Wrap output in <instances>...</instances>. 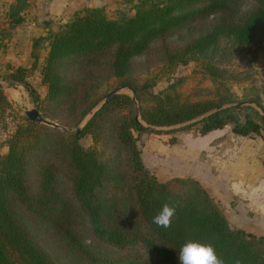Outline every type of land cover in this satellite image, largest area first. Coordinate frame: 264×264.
Segmentation results:
<instances>
[{"label": "trees", "instance_id": "trees-1", "mask_svg": "<svg viewBox=\"0 0 264 264\" xmlns=\"http://www.w3.org/2000/svg\"><path fill=\"white\" fill-rule=\"evenodd\" d=\"M127 2L115 15L104 6L82 8L58 30L35 39L31 66H0L1 77L24 84L40 112L59 117L69 129L24 115L7 139L8 149L0 153V264H57L38 231L56 234L65 253L85 264H180L179 251L188 241L211 244L223 264H264V235L231 226L198 178L160 179L145 163L135 133L188 121L173 129L198 126L206 134L232 123L235 133L264 134V85L246 86L239 96L227 82L236 75L221 52L224 38L239 46L254 41L264 23V0ZM28 4L11 1L6 13L11 27L24 21ZM210 16L209 27L183 47L163 42L153 62L160 72L195 60L201 74L179 77L155 92L153 78L135 72L134 58L150 53L157 39ZM42 49L47 50L40 66L45 90L33 82ZM76 63L74 77L66 69ZM120 86L130 87L138 103L120 92L99 105ZM11 108L0 82L1 122ZM241 109H247L243 118ZM87 134L94 145L83 144ZM165 202L176 207L167 229L152 222ZM91 240L122 252L101 254Z\"/></svg>", "mask_w": 264, "mask_h": 264}, {"label": "crops", "instance_id": "crops-1", "mask_svg": "<svg viewBox=\"0 0 264 264\" xmlns=\"http://www.w3.org/2000/svg\"><path fill=\"white\" fill-rule=\"evenodd\" d=\"M28 1L23 11L24 21L12 30L6 51H0V66L8 63L31 66L35 60L32 55L35 39L46 36L50 30H58L86 6H104L109 14L112 10L115 14L118 9L129 6L127 0ZM2 3L3 0H0V6ZM3 23L1 21V25ZM46 52V49H42L38 68L33 75L36 85L40 82V66ZM40 87L46 89L42 82ZM14 88L13 85L5 87L7 95ZM17 90L19 97L24 98V90ZM16 97L14 100L19 101ZM262 98L264 101V92ZM177 130L182 132L175 134L177 140L173 148L152 156L153 164L164 165L173 174L166 178H160L157 174L158 177L162 180L175 175L198 178L216 198L231 226L264 235V134L235 133L232 123L206 134H200L198 126ZM6 139L7 133L0 130V153L8 149ZM149 153V150L142 149L145 163L148 162ZM147 166L151 169L148 163Z\"/></svg>", "mask_w": 264, "mask_h": 264}, {"label": "rangeland", "instance_id": "rangeland-1", "mask_svg": "<svg viewBox=\"0 0 264 264\" xmlns=\"http://www.w3.org/2000/svg\"><path fill=\"white\" fill-rule=\"evenodd\" d=\"M11 1L12 0H3V3L0 6V51H6V47L8 46L7 40L11 32H13L12 30L16 27V25L14 27L10 26L11 22L6 14ZM250 5V3H246L245 7ZM110 14L115 15L114 10H112ZM213 20V16L198 20L197 22L186 26L178 32L169 34L164 40L157 39L156 41H154L153 48L152 50H150V53H145L141 56H137L134 58L133 66L135 72L140 73V75L143 76L150 75L154 80V86L152 89L155 92L167 87L171 82L175 81L179 77L193 73L201 74L200 72H198L200 70V63L195 60H190L186 63L180 62L176 64L172 69H165L164 71L160 72L154 71L153 62H155L157 58H159V56L161 55V45L163 44V42H167L168 44L175 47H183L189 39L193 38L194 36H197L198 34H200L201 31L206 30V28L209 27ZM1 21H4V25H1ZM4 29L7 31H3ZM221 48L222 57L224 59L223 62L228 66V68L233 70L234 74L236 75L234 77H228L227 82L229 86L239 96L243 94L244 87L246 86H250L251 84H256L258 86L264 85V23L260 26L258 34L254 41L248 44L247 46L235 45L229 39L224 38L221 41ZM106 56H101L100 58H103L102 60L106 61ZM2 67L5 68L6 65H2ZM79 69L80 64L76 63L74 65L71 64L70 66H67L66 71L69 75L75 77ZM0 70L2 74H5L3 68H0ZM102 78L105 82H107L106 84H108L110 80L109 71H105L103 73ZM3 79L4 81L1 82L2 85L4 86V88L8 87L10 80H6L5 78ZM13 86L15 87L13 91H11L13 93H8V97L12 101V108L11 110H9L5 122L0 121V130L5 131L7 133V139L16 130L17 124L22 121L24 115H26V109L30 108L33 105H36V102L33 101L32 95L24 84L14 83ZM23 86L25 87V89ZM17 88H19L20 90H24V93H22L24 95V98L19 97L20 92L17 90ZM120 92H126L132 95V91L129 90L127 87L122 88L118 93ZM15 96H18L16 98H18L19 101L14 100ZM249 103L256 106L254 102H247L241 105ZM53 109L55 112H59V114L65 113L64 110H59V108L57 107ZM246 111L247 109L240 110L242 118L244 117V113H246ZM46 117L55 120L56 122H59L61 126L57 127L63 130H69L62 122H60L59 117ZM83 124L84 122L82 123V125ZM51 126L56 127L55 125ZM181 132L182 130L178 131L177 129H169L164 127L160 129L159 132L151 130L138 132L137 130H135V133L139 134V146L144 150H149L150 152L148 154L149 159L147 162L151 166V169H149L158 174L160 178H166L173 174L169 172L164 165L153 164L152 156H155L159 151H170L173 148L174 142L177 140L175 134H179ZM82 142L85 146L94 145L93 137L91 134L85 135L82 139ZM66 186V182L62 181V189L66 188ZM40 232L38 231V235H41L42 237L46 238L43 241L49 248V251L51 252L57 264H85L83 261H80L65 253L64 245H62L61 242L58 240L56 234L51 235V231L45 233ZM90 243L92 244L93 249L104 255L116 257L122 252L110 245L99 243L95 240H91Z\"/></svg>", "mask_w": 264, "mask_h": 264}, {"label": "clouds", "instance_id": "clouds-1", "mask_svg": "<svg viewBox=\"0 0 264 264\" xmlns=\"http://www.w3.org/2000/svg\"><path fill=\"white\" fill-rule=\"evenodd\" d=\"M176 207L165 202L161 209L152 217V222L160 228L167 229L172 224ZM180 264H223L211 244L188 241L179 251Z\"/></svg>", "mask_w": 264, "mask_h": 264}, {"label": "water", "instance_id": "water-1", "mask_svg": "<svg viewBox=\"0 0 264 264\" xmlns=\"http://www.w3.org/2000/svg\"><path fill=\"white\" fill-rule=\"evenodd\" d=\"M38 33H39V31H38ZM2 81H4V79H3L2 77H0V82H2ZM8 86H10V83H9ZM125 87H127L129 90L132 91V96H133V98H134V100H135V102H136V104H137V103H138V100H137V97H136V94L134 93V91H133L130 87H128V86H120V87L115 88V89L112 90L111 92H109V93H108V94H107V95L101 100V102H100L99 105H102V104H104L105 102H107V101H108L113 95H115V94L118 93L122 88H125ZM247 102H250V101H238V102H235L234 104H235V105H241V104H243V103H247ZM99 105H98V106H99ZM220 107H221V106H218V107H216L215 109H219ZM97 108H98V107H97ZM97 108H96V109H97ZM96 109H94L93 112H92L91 114H89L88 118L91 117V116L93 115V113L95 112ZM211 111H212V110H211ZM26 115H27L29 118L33 119V120H38V121H41V122H44V123H47V124H51V125H55V126H61V124H60L59 122H56L55 120L49 119V118H47L46 116H44V115L40 112V110L38 109L37 105H33V106H31L30 108H27V109H26ZM263 116H264V113H263ZM136 117H137L138 120L141 121L139 113L136 115ZM187 122H188V121H187ZM187 122H183V123H179V124L171 125V126H155V125H149V124H146V123H144V124L149 125V126L154 127V128H157V129H162L163 127H164V128H166V127L175 128V127H178V126H180V125H183V124H185V123H187ZM81 127H82V124H80V125L78 126L77 130H80ZM160 127H162V128H160Z\"/></svg>", "mask_w": 264, "mask_h": 264}]
</instances>
